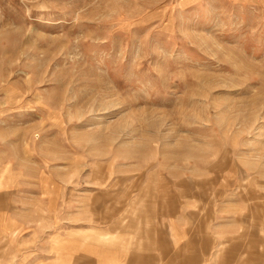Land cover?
Returning a JSON list of instances; mask_svg holds the SVG:
<instances>
[{"label": "rangeland", "instance_id": "rangeland-1", "mask_svg": "<svg viewBox=\"0 0 264 264\" xmlns=\"http://www.w3.org/2000/svg\"><path fill=\"white\" fill-rule=\"evenodd\" d=\"M259 224L264 0H0V264H136L150 226V264H234Z\"/></svg>", "mask_w": 264, "mask_h": 264}, {"label": "crops", "instance_id": "crops-1", "mask_svg": "<svg viewBox=\"0 0 264 264\" xmlns=\"http://www.w3.org/2000/svg\"><path fill=\"white\" fill-rule=\"evenodd\" d=\"M171 205L175 206L176 204L172 203ZM171 226H172V224H171ZM188 227H191V225L188 224ZM192 227H195V225H192ZM203 228H206L209 231H212L211 229L213 228V222L212 221L207 222V224ZM195 229H196V227L194 228V230ZM146 231H147V234L150 235V236L148 235V237H147L148 238L147 239L148 243H147V245L146 244L145 245L142 244V247H143L142 249L144 251L138 252V254L137 253L134 254L133 262H135L136 264H150L151 260H153V257H151V255H152L151 254V250L149 248L150 247L149 246V241L151 240V238H152V242H153L151 247H153V245H154V247H156V245H158L157 242H156L158 240L157 239L158 238L157 227L156 226H154V227L150 226L149 229H147ZM197 231L198 230H196V232ZM179 233L181 234L182 230L180 231V229H179ZM145 243H146V241H145ZM205 243H207V241ZM102 252L104 253L103 249H101L99 254H96V256H95L96 259H92L91 260L94 264H102V263H104V264H124L126 262L127 263L132 262V258L131 257H130V260H129V259H126V257L124 255L123 256H121V255L118 256V253H116V252L113 255V252L111 251V249H109L110 254H108V256L100 255ZM101 256H102V258H101ZM196 256L197 255H195V254L194 255H190V258L188 257V259H187V260H190V261H188V263L189 264H196V262H195V257ZM80 259L84 260L83 264H85L87 262H90V260L86 261L88 258L85 257V256H82V258L80 257Z\"/></svg>", "mask_w": 264, "mask_h": 264}, {"label": "bare ground", "instance_id": "bare-ground-1", "mask_svg": "<svg viewBox=\"0 0 264 264\" xmlns=\"http://www.w3.org/2000/svg\"><path fill=\"white\" fill-rule=\"evenodd\" d=\"M238 225H239V227H238ZM238 225H237V227L244 231L245 225L244 224H241V225L238 224ZM259 225L264 229V224H259ZM253 226H256V225H253ZM229 233H231V231ZM224 234L226 235L225 232H224ZM224 234H222V235H224ZM247 238H250V240L248 241ZM255 238H256L255 234H249V236H247V235H245V233H243V235H239V237L236 238L235 243H234V247L236 249L235 255L237 256V258L234 259V264H264V252L261 254L258 252L257 245L252 241ZM239 240H240V242H239ZM241 240L243 242H241ZM241 246H242V248H240ZM261 250L263 251L264 247H262ZM240 252H241V254H240ZM227 253H230V251H228ZM227 253L225 252V254L222 255V258L230 256V255H227ZM227 260H228V257H227ZM221 262H222V264H225L224 260H222Z\"/></svg>", "mask_w": 264, "mask_h": 264}]
</instances>
